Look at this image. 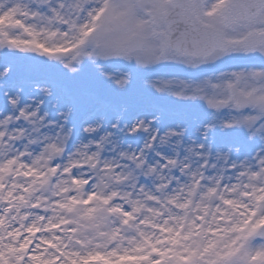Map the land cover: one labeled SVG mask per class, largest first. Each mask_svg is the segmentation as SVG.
I'll return each mask as SVG.
<instances>
[{"label": "snow or ice", "instance_id": "obj_1", "mask_svg": "<svg viewBox=\"0 0 264 264\" xmlns=\"http://www.w3.org/2000/svg\"><path fill=\"white\" fill-rule=\"evenodd\" d=\"M0 264H264V0H0Z\"/></svg>", "mask_w": 264, "mask_h": 264}, {"label": "rangeland", "instance_id": "obj_2", "mask_svg": "<svg viewBox=\"0 0 264 264\" xmlns=\"http://www.w3.org/2000/svg\"><path fill=\"white\" fill-rule=\"evenodd\" d=\"M38 59H39V57H38ZM19 63L21 66V70L24 73H30V72L36 70V68H37V65L35 64L34 61L21 60Z\"/></svg>", "mask_w": 264, "mask_h": 264}]
</instances>
